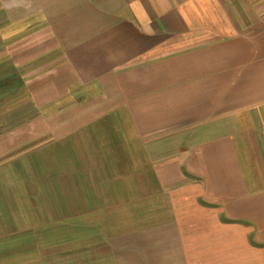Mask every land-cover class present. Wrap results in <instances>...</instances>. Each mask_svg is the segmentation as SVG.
I'll list each match as a JSON object with an SVG mask.
<instances>
[{"label": "crops", "instance_id": "obj_1", "mask_svg": "<svg viewBox=\"0 0 264 264\" xmlns=\"http://www.w3.org/2000/svg\"><path fill=\"white\" fill-rule=\"evenodd\" d=\"M0 264H264V0H0Z\"/></svg>", "mask_w": 264, "mask_h": 264}, {"label": "rangeland", "instance_id": "obj_2", "mask_svg": "<svg viewBox=\"0 0 264 264\" xmlns=\"http://www.w3.org/2000/svg\"><path fill=\"white\" fill-rule=\"evenodd\" d=\"M16 86H17V83H13V85H11L10 88L15 89ZM14 96H16V92L14 93ZM9 105L11 107V103Z\"/></svg>", "mask_w": 264, "mask_h": 264}]
</instances>
